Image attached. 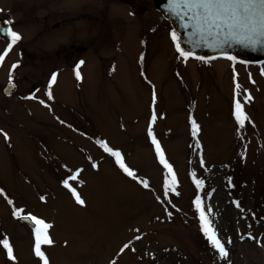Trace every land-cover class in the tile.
<instances>
[{
  "label": "rangeland",
  "instance_id": "1",
  "mask_svg": "<svg viewBox=\"0 0 264 264\" xmlns=\"http://www.w3.org/2000/svg\"><path fill=\"white\" fill-rule=\"evenodd\" d=\"M72 1L59 0L60 13L47 16L59 21L58 49L47 54L38 48L22 69L31 79L29 89L39 88L45 77L48 86L49 75L56 71L51 89L59 96L53 94L49 101L38 92V97L51 102L45 108L18 97L0 106V129L10 138L5 141L0 135V187L17 206L54 223L50 230L54 244L43 246L49 264H109L122 243L137 234L143 238L134 242L136 252L126 251L118 264H264V64L228 59L184 62L177 58L162 18L159 24H95V32L87 35V23L74 21L79 14ZM45 14L40 12V19L33 17V22ZM96 16L100 20V12ZM51 25L47 29L53 34ZM80 60L82 79L77 81L74 68ZM141 72L155 86V110L163 118L156 120L154 130L180 180L181 195L171 198L181 211L170 209L171 220L153 192L125 177L114 158L96 144L99 137L121 150L126 163L162 195V169L146 136L152 88ZM234 72L241 90L252 96L244 105L251 123L246 122L242 139L232 116ZM190 114L200 125L207 172L190 147L194 144ZM93 161L99 164L98 171L91 168ZM78 167L84 169L80 178L85 184L74 186L86 207L75 205L60 183L68 169ZM189 170L205 179V193L215 189L205 203L213 209L210 218L228 249L227 258L201 238L191 208L195 189ZM229 177L235 187H228ZM40 195L47 197L46 203ZM233 200L240 202L243 214ZM136 228L139 233L133 231ZM0 233L10 235L18 264H40L31 251V231L12 218L3 197ZM249 233L256 239H248ZM146 253H154L155 259ZM0 264H11L2 248Z\"/></svg>",
  "mask_w": 264,
  "mask_h": 264
},
{
  "label": "snow or ice",
  "instance_id": "2",
  "mask_svg": "<svg viewBox=\"0 0 264 264\" xmlns=\"http://www.w3.org/2000/svg\"><path fill=\"white\" fill-rule=\"evenodd\" d=\"M167 10L184 21L182 27L191 29L190 35L196 37L195 40L191 41L194 46H199L200 43L203 42L209 47L221 50L231 48L234 44H238L245 48H251L252 50H256L257 48L264 49V0H168ZM13 23V20L8 19L5 21L7 27L0 28V33L5 34L9 38L7 46L0 51V66H2L6 56L12 50L13 46L22 38L18 32L12 29L11 25ZM170 38L178 59L187 62L190 58H194L205 63L208 62L205 57L198 56L193 51L185 50L181 46L180 36L175 30L170 32ZM221 55L234 63L237 60L235 55H230L226 51H221ZM140 59L142 60L143 56H141ZM240 62L244 63V61ZM83 64L84 61L80 60L75 65L74 71L77 81L82 79L79 69ZM18 66L19 62H14L8 73V83L12 87H15V84L13 83L14 70L17 69ZM261 75H264V69L261 70ZM141 76L145 78V81L152 88V104L150 106L151 115L146 128V136L153 148L156 162L162 169V195L155 193V189L152 188L148 178L140 176L137 169L126 163L125 156L121 150L110 147L107 141L103 139L96 140V144L104 153H107L108 156L114 158L115 165L125 177L134 181L143 189L153 192L154 199L157 203L163 206L165 216L171 220L173 211L170 209H174L176 212L181 211V209L172 202L171 198L173 195L176 197L181 195L178 190L180 187V180L173 163L168 159L165 149L157 138V134L154 130L156 120L158 118H163L162 116L158 117L155 110V86L151 84L150 80H147V77L143 72H141ZM56 79L57 73L52 72L45 92L49 101L54 99L51 88L56 82ZM233 82L232 116L237 125L236 134L238 138L242 139V132L246 122L251 123L250 117L245 112L244 105L251 101L252 96L247 89L241 90V85L236 82L235 72L233 75ZM241 96L243 97V101L241 100ZM24 98L29 100L38 99L33 94ZM38 102L45 107H50L45 100H39ZM60 123L63 124L65 122L60 121ZM189 124L191 126V136L194 140V144L190 145V147H192L199 156L200 168L207 172L208 169L205 167L202 145L199 140L200 125L191 114L189 115ZM68 127L71 128L72 126L68 125ZM0 135H3L5 141L10 139L3 129H0ZM81 135L86 134L81 133ZM241 158L243 159V156ZM87 159L92 161L91 156L87 157ZM189 164H191V160H189ZM62 167L67 169V165H62ZM91 168L98 171L99 164L93 161L91 162ZM83 171L84 169L79 167L76 168L75 171L68 169L69 174L66 178H62L60 181L62 187L70 193L74 204L80 207H86V200L81 191H79L77 186L74 185H79L80 187L84 186L85 181L80 178V174ZM188 177L195 189L194 196L191 200V208L198 221L199 231L202 233L211 248L214 249L221 258H227L229 255L228 249L225 247V242H222V238L219 236L218 230L210 218L213 209L210 205L205 203V199L211 198L215 189L205 193L204 187L206 181L198 176L195 170H189ZM228 187H235V185L231 183V177L228 178ZM0 197H3L6 203L10 206V214L12 218L17 221L26 222L30 227L32 238L31 251L33 255L38 258L40 264H49V258L43 250V246H51L54 244L50 232V230L54 228V223L46 217L35 214L31 211H25V208L22 205L17 206L15 201L10 198L8 193L2 187H0ZM39 200L42 203H46L47 197L45 195H40ZM232 204H234L235 207L239 209L240 213L243 214L245 210L241 207L238 200H233ZM157 219H159V217H157ZM133 231L139 233L140 229L136 228ZM142 238V235L137 234L131 240L122 243L115 254L116 258L111 259L109 264H118V258L126 251L135 253L136 248L134 242L140 241ZM240 238L243 239V235H241ZM248 239L255 240L256 238L249 233ZM256 242L260 244L259 240ZM231 243L232 240L229 237L227 244ZM65 244H67V241H65ZM0 248H2L7 260L11 262V264H18V258L15 254V245L10 235L7 233H0ZM165 251L169 250L165 249ZM146 255L155 259L154 253H146Z\"/></svg>",
  "mask_w": 264,
  "mask_h": 264
},
{
  "label": "flooded vegetation",
  "instance_id": "3",
  "mask_svg": "<svg viewBox=\"0 0 264 264\" xmlns=\"http://www.w3.org/2000/svg\"><path fill=\"white\" fill-rule=\"evenodd\" d=\"M72 5L75 14H79L77 18L79 20L74 21H79V24L87 23V25H84L87 35L95 32V24H159V18H161L153 0H73ZM45 8L49 10L45 11ZM0 10H2L0 11V28L7 27L5 21L11 19L14 21L11 25L12 29L22 37L13 46L2 66H0V106L6 102L10 104L9 101L17 97L23 98L25 102L31 104V100L24 97L33 94L38 98L32 99L36 102L34 106L42 107L43 105L38 102L42 100V97H38L37 94L40 92L43 97L46 96L47 77L44 81H40L39 88L29 89L26 84L31 82V79L24 75L22 69L26 63L28 64L31 61L32 55L35 54L38 48L47 51V54L54 49H58L59 30L57 28L60 24L59 21H49L47 16L51 12L60 13L59 0H0ZM40 12H46L42 17L43 20L33 22V17L36 20L40 19ZM97 12H100V20L96 16ZM47 24H53L51 25L52 30L55 31L53 34L48 31ZM90 24L94 25L90 28ZM8 42L9 38L0 33V51L7 46ZM17 61L19 66L14 70L13 78L15 87H12L8 83V73L11 65ZM43 88L44 90L40 91ZM51 91L54 95L59 96L57 90L51 89ZM45 102L47 104L51 103Z\"/></svg>",
  "mask_w": 264,
  "mask_h": 264
},
{
  "label": "water",
  "instance_id": "4",
  "mask_svg": "<svg viewBox=\"0 0 264 264\" xmlns=\"http://www.w3.org/2000/svg\"><path fill=\"white\" fill-rule=\"evenodd\" d=\"M154 2L162 17L169 22L173 30H175L180 36L181 46L185 50L193 51L196 55L205 57L207 61L224 57L221 55V51H226L228 54H234L249 62L258 63L264 61V49L260 48L252 50L251 48H245L238 44H234L231 48L221 50L209 47L203 42H201L199 46H194L191 41L195 40L196 37L190 35L191 29L182 27L184 21L167 10L168 0H154Z\"/></svg>",
  "mask_w": 264,
  "mask_h": 264
},
{
  "label": "trees",
  "instance_id": "5",
  "mask_svg": "<svg viewBox=\"0 0 264 264\" xmlns=\"http://www.w3.org/2000/svg\"><path fill=\"white\" fill-rule=\"evenodd\" d=\"M98 139H100L99 137H96V140H98ZM203 237V235H201V238ZM205 245H207V246H209V247H211L209 244H208V242L206 241L205 242Z\"/></svg>",
  "mask_w": 264,
  "mask_h": 264
}]
</instances>
